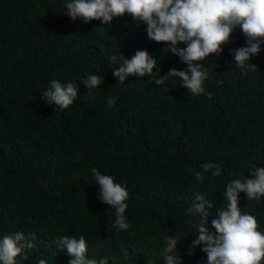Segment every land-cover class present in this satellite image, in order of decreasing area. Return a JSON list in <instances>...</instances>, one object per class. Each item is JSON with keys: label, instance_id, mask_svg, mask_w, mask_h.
<instances>
[{"label": "trees", "instance_id": "1", "mask_svg": "<svg viewBox=\"0 0 264 264\" xmlns=\"http://www.w3.org/2000/svg\"><path fill=\"white\" fill-rule=\"evenodd\" d=\"M66 2L0 0V239L22 232L33 243L18 264H69L67 249L53 241L81 235L88 258L165 264L172 236L181 241L182 264H207L203 245L189 254L201 217L186 210L197 193L210 200L216 207L206 227L214 232L226 185L264 167V45L247 74L232 54L246 46L239 29L222 54L203 60L211 98L189 94L178 78L159 87L149 76L120 84L112 55L147 50L158 59L157 78L187 65L131 16L108 24L73 21L64 15ZM91 74L104 82L89 97L82 80ZM53 79L79 86V99L66 110L42 96ZM208 162L222 175L196 181L194 173ZM93 168L129 191L128 231L113 228L115 210L99 199ZM240 207L264 232V197L248 201L240 193Z\"/></svg>", "mask_w": 264, "mask_h": 264}, {"label": "clouds", "instance_id": "2", "mask_svg": "<svg viewBox=\"0 0 264 264\" xmlns=\"http://www.w3.org/2000/svg\"><path fill=\"white\" fill-rule=\"evenodd\" d=\"M64 7V15L84 23L98 20L108 24L114 18L131 16L133 21L146 25L151 41L168 45L170 52L187 65L184 70L173 68L157 78L154 69H157L158 59L147 50H137L131 58L123 54L112 55L109 63L117 65L113 74L120 84L129 77L149 76L159 87L171 78H178L189 94L211 98L212 93L206 92L205 88L208 73L202 61L213 54H222L234 31L239 29L246 39V46L233 49L232 54L234 65L247 74L257 68L250 60L260 54L264 45V0H67ZM181 44L185 47H180ZM103 82L104 78L96 74L82 80L89 97ZM42 96L49 105L63 111L79 99V86L75 82L61 83L53 79L42 91ZM114 103L109 97L108 106ZM201 168L203 171L194 173L198 182H203L209 172L212 177L222 175L221 167L215 163H203ZM91 171L95 184L99 185V199L115 210L113 228L118 232L128 231L130 224L125 213L129 191L113 176L102 174L96 168ZM240 193H245L248 201L264 197V167H253L248 177L234 179L226 185L224 206L217 209L216 218L211 220L214 232H210L206 224L210 210L216 206L200 193L196 194V202L186 210V215L198 213L201 222L193 225L198 238L193 241L189 254H194L195 248L203 245L201 250L207 254V264H264V232L259 230L254 215L242 212ZM180 242L172 236L166 238L165 264H182L181 256L177 255ZM53 243L60 249H67L72 257L69 264H109L107 257L99 261L87 257L88 245L82 235L79 238L58 237ZM33 247L22 232L5 235L0 239V264H18L17 258L21 256L27 260L25 249ZM38 264H47V260L40 259Z\"/></svg>", "mask_w": 264, "mask_h": 264}]
</instances>
